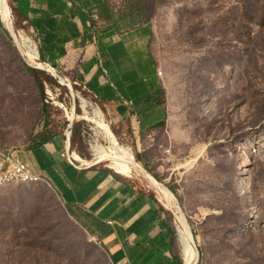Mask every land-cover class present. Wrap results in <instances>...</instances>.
Segmentation results:
<instances>
[{"label": "rangeland", "instance_id": "rangeland-1", "mask_svg": "<svg viewBox=\"0 0 264 264\" xmlns=\"http://www.w3.org/2000/svg\"><path fill=\"white\" fill-rule=\"evenodd\" d=\"M146 2H151L154 16L150 38L143 43L145 66L155 74L157 90H164L167 117L164 132L147 144L159 165L156 178L184 211L201 251L199 264H264V122H256L257 105H264V40H260L264 35L253 40L252 32L259 31L248 15L252 5L249 0ZM0 16L7 23L6 16L1 12ZM18 22L25 31L15 22L19 35L38 44L36 35ZM138 33L142 34L131 37L136 45L128 42L127 51H137ZM23 43L29 60L0 27V152L22 153L32 147L43 124L38 123L40 90L28 68H36L32 63L38 56L32 57ZM63 68L73 79L70 68ZM36 69L51 104L45 126L51 120L59 129L54 133L64 131L66 139L72 127L70 150L76 160L75 153L96 164L94 146H106L114 135L150 171L140 158V132L163 121L162 110L143 120L116 119L92 90L74 79V91L76 86L82 93L75 91L72 107L68 88L49 72ZM78 96L87 103L88 116ZM72 108L75 117L70 124L67 116ZM99 108L110 125L107 139L87 124L96 127L94 111ZM125 109L131 115L129 107ZM96 165L111 170L110 162ZM126 170L128 178L157 198L142 173ZM160 196L156 201L174 225ZM75 219L50 182L1 187L0 264H111L104 248ZM180 246L177 235L186 264Z\"/></svg>", "mask_w": 264, "mask_h": 264}, {"label": "crops", "instance_id": "crops-1", "mask_svg": "<svg viewBox=\"0 0 264 264\" xmlns=\"http://www.w3.org/2000/svg\"><path fill=\"white\" fill-rule=\"evenodd\" d=\"M11 2L18 19L36 35L38 45L62 67H69L71 71L77 69V79L73 78L77 84L87 88L91 84L98 91L102 90L104 96L98 99L116 119L129 120L131 115L125 107L130 110L157 90V79L151 67H147L143 45L150 38V25L123 34H114L106 27L96 29L91 22V11L101 0ZM13 17L25 32L14 13ZM137 32H142L138 33L137 51H127L128 42L136 45L131 37ZM122 38L127 42L122 43ZM89 62L94 65L83 74L82 69H86ZM103 78L107 81L102 80V85L100 80ZM159 111L135 117L143 120ZM53 123L51 120L46 126L43 123L37 132L38 141L35 140L36 143L22 153L15 151V154L35 174L53 184L63 205L104 248L110 263L182 264L165 227V215L152 194L134 179L121 176L109 167L97 166L99 160L95 159L96 164L86 161L80 164L72 157L74 152L70 150L69 140L66 143L65 137L54 133L59 129ZM3 166L5 162L1 160L0 171Z\"/></svg>", "mask_w": 264, "mask_h": 264}, {"label": "trees", "instance_id": "trees-1", "mask_svg": "<svg viewBox=\"0 0 264 264\" xmlns=\"http://www.w3.org/2000/svg\"><path fill=\"white\" fill-rule=\"evenodd\" d=\"M250 5H252V12L248 15L251 19L253 27L258 29L259 33L254 31L252 34L254 35L253 40L260 39L264 32V0H249ZM151 2L148 4L146 0H122L120 3L113 2L112 0H101L100 4L96 5L91 11V22L92 25L96 27V29L104 28L111 30L114 34H123L125 32H129L138 28L146 27L151 24L152 17L154 16L153 11L150 9ZM257 5L259 6L257 8ZM253 18V20H252ZM260 36V38H259ZM264 40V36L262 39ZM264 44V42H263ZM88 67L86 69H82L83 74H87L89 70L93 67L94 64L91 62L88 63ZM28 68L32 75L35 76V83L36 86L40 90L41 95V106L40 112L38 116V123H44V120L48 115L51 113V104L48 101L47 93L44 88V83L40 78L39 70L35 67H31L28 65ZM44 74L48 75L47 71L43 70ZM77 69L72 70L73 78L77 79ZM100 76L101 73H98ZM99 78V77H98ZM58 84V83H57ZM61 86V85H60ZM92 87V88H90ZM88 87L89 90H92V93H95L99 98L104 96L102 90H97L93 85L90 84ZM76 90V88H75ZM91 93V92H89ZM91 93V94H92ZM94 94V95H95ZM164 90L158 89L154 93H152L148 99L137 102L136 106H133L130 109L131 117L138 116L143 114L150 113L154 110H162L164 114V120L157 123L156 125L150 127L145 132L140 133L141 140L139 144L142 145L143 152L140 155V158L146 164V166L150 169V172L157 177V170L159 165L155 163L154 155L152 151L147 148V144L153 139L154 137L157 138L159 135L164 132L165 128L167 127V120H166V112L163 108H165V103L163 101ZM133 102V101H132ZM256 122L257 124H261L264 122V105L259 103L256 108ZM43 125V124H42ZM74 130L70 129L68 140L70 144V139L72 138ZM61 137H65V132L62 131L60 134ZM157 150V147L154 148ZM4 151V152H10ZM3 160V157L0 156V161ZM67 209V208H66ZM161 210V209H160ZM162 211V210H161ZM165 227L168 229V233L171 235L173 247L176 249V255L180 256V251L177 248V235L176 229L172 223V221L165 216ZM183 261V260H182Z\"/></svg>", "mask_w": 264, "mask_h": 264}, {"label": "bare ground", "instance_id": "bare-ground-1", "mask_svg": "<svg viewBox=\"0 0 264 264\" xmlns=\"http://www.w3.org/2000/svg\"><path fill=\"white\" fill-rule=\"evenodd\" d=\"M0 12L3 14V16L4 15L6 16L7 24H8V27L10 28V31L12 32V34L15 37L20 38L21 40H24L25 44L31 49L30 51L32 52V57H34V54L38 56V54L35 52V50L32 49V47H36V46H34V43L29 38L22 37L19 35V33L15 27V21L13 18L12 7H11L9 0H0ZM19 47H20L21 51L23 52V54L27 57V55L25 53L24 43L21 44ZM27 59H28V57H27ZM39 59H40L39 56L37 58L38 62L33 59L34 63H32V64H34L36 67H39V69H42V70H44V68L47 69L48 67H46L47 65L44 63H41V65H38V64H40ZM48 71L54 77L59 79L62 83L69 85V83L65 79H63L55 70L48 68ZM75 91H77V90H75ZM77 93H78V95H80L82 92L79 91ZM79 98L83 101L82 110L85 111L84 115L88 116L90 114L89 111L87 110L88 105L86 102H84L85 100L83 98H81V97H79ZM94 112H95L97 119L99 120V122L96 124V127L102 131L104 139H107L108 137H110V134H109L110 125L106 122L104 114L102 113L100 108L95 109ZM67 117L69 118L68 121L73 123V119L75 117V111L73 108L71 111V117L70 116H67ZM67 137H68V134H67ZM110 138H111L110 142L109 143L106 142V146L99 145V144L94 146L95 159L99 160V163L110 162V168L115 169L118 174H120L121 176H124V177H127L129 175V172L126 169H128L134 173L139 172L138 170H136L134 164L132 165L130 163H127V162H134L135 161L133 151L128 147H122V146L118 145L117 143L119 141L115 138L114 135ZM66 140L68 141V139H66ZM67 141H66V143H67ZM65 154L67 157L68 156L67 150L65 151ZM73 155H74V153H72V157H73ZM75 155H76L77 161H80V164L81 163L84 164V160H82L80 158V156H78L76 153H75ZM114 163H116L117 165H119L121 167L115 165ZM124 168H126V169H124ZM144 178L147 179V181H149V183H151V186L156 189L158 195L162 196V199L166 202V206L165 205L164 206L167 209H170V205H175V203H174L175 199L174 198L170 197L166 192H165L166 196H164L160 192V190L156 187V185L153 184V182H151L145 176H144ZM176 223L178 226L180 245L182 247V251H183L184 259L186 260V264H193L196 260V252H195L193 246L190 244L188 237L186 236L182 226L178 222H176Z\"/></svg>", "mask_w": 264, "mask_h": 264}, {"label": "water", "instance_id": "water-1", "mask_svg": "<svg viewBox=\"0 0 264 264\" xmlns=\"http://www.w3.org/2000/svg\"><path fill=\"white\" fill-rule=\"evenodd\" d=\"M11 6H12V2L11 0H9ZM0 27H2V29L9 35L10 39L15 42L16 44H18L19 46L21 44H23V40H21L18 37H15L12 32L10 31V28L8 27L7 23L5 22V20L3 18H1L0 16ZM34 46L36 47H32V49L35 50V52L38 54L40 60L42 62H44L48 67L51 68L53 70H55L56 72L60 73L62 75V78L65 79L69 85L62 83L63 85H65L70 93V98H71V106L74 107L75 105V91H74V81L73 79L66 73V71L64 70V68L62 67V65L57 62L55 59H53V57H51L48 53H46L38 44H34ZM24 55V54H23ZM25 56V55H24ZM31 63V62H30ZM37 68V67H36ZM48 68L44 70L48 71ZM85 121V120H83ZM86 122V121H85ZM87 123V122H86ZM71 124V122H70ZM92 129L97 130L99 133H102V131L97 128V127H93L91 124L87 123ZM118 145L122 146V147H126L123 144H121L120 142L117 143ZM136 160L134 161V166L136 168V170H138L140 173H142L143 176H145L146 178H148L151 182H153V184L156 185V187L160 190V192L165 195V188L163 186V184L156 178L154 177L151 172L138 160V158L135 156ZM157 199V198H156ZM177 201V199H176ZM162 204V203H161ZM163 205V204H162ZM163 207L174 217L175 221H174V225L176 228V232L178 235V240H179V232H178V227L176 222H178L186 236L188 237V240L190 242V244L193 246L195 252H196V260L193 264H199L200 259H201V251L199 246L197 245V241L195 239L194 233L191 229V226L185 216L184 211L182 210V208L180 207L178 201L176 203V205H170V209H167L164 205ZM181 249V246H180Z\"/></svg>", "mask_w": 264, "mask_h": 264}, {"label": "built area", "instance_id": "built-area-1", "mask_svg": "<svg viewBox=\"0 0 264 264\" xmlns=\"http://www.w3.org/2000/svg\"><path fill=\"white\" fill-rule=\"evenodd\" d=\"M107 73V72H105ZM5 166L0 171V188L13 183L39 182L41 176L35 174L30 167L15 154V151L0 152Z\"/></svg>", "mask_w": 264, "mask_h": 264}]
</instances>
